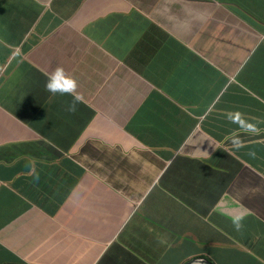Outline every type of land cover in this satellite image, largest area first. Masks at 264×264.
<instances>
[{
	"label": "clouds",
	"instance_id": "clouds-1",
	"mask_svg": "<svg viewBox=\"0 0 264 264\" xmlns=\"http://www.w3.org/2000/svg\"><path fill=\"white\" fill-rule=\"evenodd\" d=\"M18 1L0 0V16L8 20L4 25L14 35L18 26V37L25 27L31 29L21 41L3 44L21 63L2 64L0 49V79L18 82L13 69L21 70L24 87L18 92L20 99L31 98V107L5 112L12 93L9 88L0 91L6 93L0 97V264H159L177 255L186 257L184 264H251L253 259L264 264V190L253 186L252 179L235 187L245 170L264 179V148L248 153V142L232 134L208 146L214 134L195 130L180 137L161 131L157 126L167 115L159 112L167 106L154 105L148 95L131 96L126 86L115 85L124 71L145 83L129 56L116 58L70 22L63 33H38L37 20L13 9ZM123 1L143 15L151 30L162 31L169 42L191 51L153 19L160 0H145L143 7ZM210 1L256 32L248 23L260 20L236 0ZM83 80L92 84L86 98L77 102L73 92ZM248 129L251 134L256 130ZM88 149L99 156L86 166L79 158ZM205 153L225 165L217 170L203 164L219 178L187 176ZM251 163L259 168L253 170ZM40 175L43 183L36 180ZM34 188L64 197L41 206L29 197ZM108 199L111 217L106 211L94 217L82 214V204ZM29 207L56 225L45 232L42 243L37 229L43 222L27 225L31 232L25 235L19 225ZM149 236L155 241L153 253L161 255L157 258L142 252ZM238 241L240 256L232 250Z\"/></svg>",
	"mask_w": 264,
	"mask_h": 264
},
{
	"label": "crops",
	"instance_id": "crops-1",
	"mask_svg": "<svg viewBox=\"0 0 264 264\" xmlns=\"http://www.w3.org/2000/svg\"><path fill=\"white\" fill-rule=\"evenodd\" d=\"M54 1L19 0L13 9H22L25 16L34 18V22L37 20L38 33H63L65 24L70 22L85 38L116 58L122 60L129 56L145 83L136 75L124 71L115 85L126 86L131 96L148 95L154 105L167 106L165 111L159 112L160 115H167L165 122L157 126L161 131L181 133L180 137L195 130L206 136L214 134L215 137L208 140V146L232 134L240 141L248 142V153L264 148V46L259 39L247 57L248 48H238L240 41L245 45L255 42L256 38L252 35L256 32H260L264 41L262 5L259 11L253 12L260 21L253 22L255 26L248 23L255 29L254 32L233 17L236 22L231 24L227 10L210 0H160V5L154 9L153 19L169 29L173 39L189 46L190 51L169 42L162 31L151 30L143 15L129 10L123 0H62L53 6ZM42 3H45L49 11L40 9ZM105 16L106 26H98ZM6 20L0 16V47L4 49L3 44L13 45L17 40L21 41L31 29L25 27L23 30L26 32H20L19 37L15 36L4 25ZM5 51L2 52V64L15 65L20 62L13 52ZM13 73L17 78L23 77L21 70L16 68ZM27 89L32 91L33 87L28 84ZM231 114L252 119L245 126L256 129L254 133L246 132L251 135L247 136L242 121ZM203 164L217 170L225 169L223 163L211 160L210 155L205 153L202 162L193 164L186 175L203 178L217 174L219 178L217 172L205 171ZM251 167L253 170L259 168L253 163ZM251 179L253 186L264 190V179L257 178L249 170L239 176L235 187ZM29 197L44 206L47 201L64 196L58 191L34 188L29 191ZM112 211L113 208H107L109 217ZM23 220L25 226L22 225ZM18 221L24 235L31 232L27 225L43 222L44 225L37 229L38 243L43 242L47 230L56 229V225L35 207H29ZM154 248L155 241L149 236L147 247L142 252L154 258L161 256L153 253ZM185 261V256L177 255L172 261L163 260L159 264H184ZM230 261L234 263L237 259L232 256Z\"/></svg>",
	"mask_w": 264,
	"mask_h": 264
},
{
	"label": "rangeland",
	"instance_id": "rangeland-1",
	"mask_svg": "<svg viewBox=\"0 0 264 264\" xmlns=\"http://www.w3.org/2000/svg\"><path fill=\"white\" fill-rule=\"evenodd\" d=\"M58 1H62V0H55L53 3V6H55L56 3H58ZM64 2V1H63ZM45 6V3H42L39 5L40 9L43 8ZM6 10H3V12H5ZM15 15V14H13ZM11 19H15V22H17V17L13 18V16L11 17ZM106 22H107V16L103 17L101 19V21L99 22L98 26L100 27H105L106 26ZM15 30V36H17V32L20 30V28L18 26H16L14 28ZM261 44H263L264 46V41L262 40L260 42ZM4 46V45H3ZM5 47V46H4ZM0 49H3V47H0ZM6 49V47H5ZM4 49V53H6ZM1 55V53H0ZM2 75V72H0V77ZM23 79L22 77H18V82H14L13 84L10 83L7 80H1L0 79V91H3V89L5 88H9L12 95H11V100L10 102H7L4 106H3V110L5 112H11V111H21L24 108H29L31 107V98H22L20 99V93L18 92V90L22 89L24 87V83H23ZM30 87H33V85L29 84ZM17 90V91H15ZM32 92V91H31ZM33 94V92H32ZM245 132H250L252 133V130H249L247 127L245 128ZM99 153L96 150H92V149H88L85 150L81 153V157L79 158V161L81 163H83L86 166H89V164L91 162H95L98 159ZM112 203V199H108L107 201L101 202V201H89L86 202L85 204L81 205V212L84 216H92L95 213H101V212H105L108 208V206ZM94 217V216H92ZM241 241H238L236 243V245L233 246L232 250L235 253V255L240 256L243 255V252L241 250ZM217 252H220V250L218 249ZM258 253V252H257ZM47 259H50L49 256L46 255ZM242 261V260H241ZM12 264V263H9Z\"/></svg>",
	"mask_w": 264,
	"mask_h": 264
},
{
	"label": "trees",
	"instance_id": "trees-1",
	"mask_svg": "<svg viewBox=\"0 0 264 264\" xmlns=\"http://www.w3.org/2000/svg\"><path fill=\"white\" fill-rule=\"evenodd\" d=\"M134 4H136L137 6H141L143 7V4H144V1L145 0H131ZM237 4L238 5H242L243 7H245L248 11H252V12H256V11H259L260 10V7L259 6H263L264 7V0H236ZM256 20H258L256 17H255ZM229 22L231 24H234L236 21L230 16V19H229ZM234 32H236L233 28H231ZM259 34L260 33H254L253 35L252 34H247L248 36L252 35L254 36L256 39H255V42H252L250 43V45H245L243 41H240L239 44H238V48L239 49H242L244 48L246 50L247 49V53H246V57L247 55L251 54L253 49L255 48V46L257 45V39H259ZM71 51H68V50H64L63 53H69ZM92 84V82L88 81V80H83L80 85L74 90L73 92V98L74 97H79V100L77 102H80L82 99L86 98V88L88 85ZM6 95V93H3V94H0V97H4ZM60 117H57L56 119H54V121H56L57 119H59ZM241 120H243L245 123H249V122H252L253 120L250 119V118H246V117H241ZM180 136H182L181 133H179ZM6 157H8L6 155ZM39 183H43V178H42V175L39 176L38 179H36ZM48 213L49 214H53V212L51 210H48ZM249 260V259H248ZM247 260V261H248ZM249 264V263H247ZM251 264H260L258 261H256L255 259H253L252 263Z\"/></svg>",
	"mask_w": 264,
	"mask_h": 264
}]
</instances>
